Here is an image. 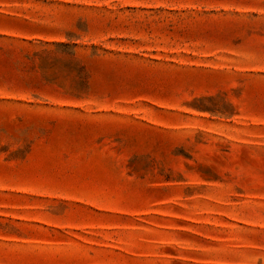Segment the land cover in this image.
<instances>
[{"label":"rangeland","instance_id":"374dc122","mask_svg":"<svg viewBox=\"0 0 264 264\" xmlns=\"http://www.w3.org/2000/svg\"><path fill=\"white\" fill-rule=\"evenodd\" d=\"M0 264H264V0H0Z\"/></svg>","mask_w":264,"mask_h":264}]
</instances>
